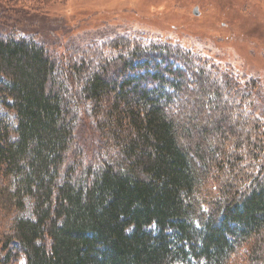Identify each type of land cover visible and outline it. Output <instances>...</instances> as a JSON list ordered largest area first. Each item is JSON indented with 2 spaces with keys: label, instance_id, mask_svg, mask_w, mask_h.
<instances>
[{
  "label": "trees",
  "instance_id": "obj_1",
  "mask_svg": "<svg viewBox=\"0 0 264 264\" xmlns=\"http://www.w3.org/2000/svg\"><path fill=\"white\" fill-rule=\"evenodd\" d=\"M63 2L0 0V21ZM26 35L0 33V264H264L257 78L136 36Z\"/></svg>",
  "mask_w": 264,
  "mask_h": 264
},
{
  "label": "rangeland",
  "instance_id": "obj_2",
  "mask_svg": "<svg viewBox=\"0 0 264 264\" xmlns=\"http://www.w3.org/2000/svg\"><path fill=\"white\" fill-rule=\"evenodd\" d=\"M0 33L12 38L27 34L45 44L55 43L60 50L68 44L82 46L116 35L141 37L181 47L220 67L227 65L235 73L255 77L264 92V0H65L39 15L15 14L1 20ZM193 97L202 99L203 95ZM188 105L190 113L200 116L210 129L208 110L196 103ZM211 114L213 119L217 116ZM0 116L13 123V117L2 109ZM226 124L239 128L230 117ZM23 216L31 217L29 207Z\"/></svg>",
  "mask_w": 264,
  "mask_h": 264
},
{
  "label": "water",
  "instance_id": "obj_3",
  "mask_svg": "<svg viewBox=\"0 0 264 264\" xmlns=\"http://www.w3.org/2000/svg\"><path fill=\"white\" fill-rule=\"evenodd\" d=\"M193 15L197 16L198 15V12L196 9L193 10Z\"/></svg>",
  "mask_w": 264,
  "mask_h": 264
}]
</instances>
